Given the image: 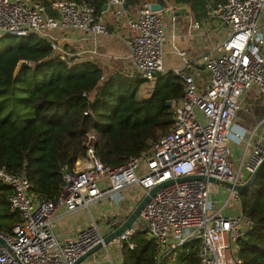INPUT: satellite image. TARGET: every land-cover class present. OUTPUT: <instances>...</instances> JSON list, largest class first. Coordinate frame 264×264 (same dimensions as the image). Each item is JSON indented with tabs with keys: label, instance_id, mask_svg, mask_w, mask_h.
I'll return each mask as SVG.
<instances>
[{
	"label": "built area",
	"instance_id": "1",
	"mask_svg": "<svg viewBox=\"0 0 264 264\" xmlns=\"http://www.w3.org/2000/svg\"><path fill=\"white\" fill-rule=\"evenodd\" d=\"M151 3L145 1L135 14H129L124 7L126 0H106L116 19L124 20L135 31L125 42L135 66L134 75L145 80L142 98L150 97L155 81L169 72L164 61L167 35L163 14L187 6L168 1L163 10L155 11ZM51 10L55 14L48 11L44 0H0V37L38 36L51 44L54 55L71 66L79 58L60 44L58 30L110 34L105 20L86 0H52ZM263 13L264 0H224L209 12L229 31L219 55L209 52L202 56L209 72L207 82L203 87L198 84L187 71L192 63L186 52L178 50L185 65L172 71L183 82L182 96L173 100L175 125L123 165L113 167L102 162L96 154L98 135L91 131L85 155L71 169L62 168L63 185L55 199L39 198L27 176L0 168V182L12 188L10 208L21 214V221L11 232H0V264H75L122 220L102 227L93 219L75 236L62 238L55 230L57 209L64 207L69 215L90 210L93 204L122 201L126 189L137 187L147 195L168 181L145 204L136 226L114 240L119 247L135 249L138 244L134 235L146 231L160 249V260L168 258V264H184L180 258L195 248L197 240L198 264H243L237 254L238 241L252 222L242 211L221 214L213 193L222 182L246 183L264 160V141L251 138L243 166L235 167L230 159V140L241 142L246 138L245 133L233 129L244 94L252 87L264 94ZM209 177L219 183L209 181ZM229 191L227 201H240L237 190ZM111 263L116 264L113 259Z\"/></svg>",
	"mask_w": 264,
	"mask_h": 264
},
{
	"label": "trees",
	"instance_id": "2",
	"mask_svg": "<svg viewBox=\"0 0 264 264\" xmlns=\"http://www.w3.org/2000/svg\"><path fill=\"white\" fill-rule=\"evenodd\" d=\"M51 1L44 3L55 14ZM86 1L101 16L106 0ZM145 1L187 5L201 22L224 0H126L127 10L133 12ZM23 59L29 64L15 75ZM144 83L122 72L106 75L93 60H75L69 66L38 36L0 37V168L27 176L39 198L55 199L63 185L62 168L71 169L85 155L91 131L98 135L96 154L102 162L123 165L175 125L174 108L167 102L182 96L181 78L169 71L155 81L150 97L140 98ZM11 192L0 182V232H11L21 221V214L10 208ZM240 203L252 225L239 239L237 254L243 264H264V167L240 193ZM133 240L138 246L123 247L122 264H168V258L160 260V249L148 232L136 233ZM193 247L179 262L198 264L199 240Z\"/></svg>",
	"mask_w": 264,
	"mask_h": 264
},
{
	"label": "crops",
	"instance_id": "3",
	"mask_svg": "<svg viewBox=\"0 0 264 264\" xmlns=\"http://www.w3.org/2000/svg\"><path fill=\"white\" fill-rule=\"evenodd\" d=\"M138 8L133 12L128 11L129 14H135ZM183 9H185L184 13L178 12ZM113 11L112 7H108L100 16L110 29L109 35L94 36L75 29L58 30L57 35L60 44L66 47L69 52L71 51L72 55L79 58L75 59L76 61L93 60L102 66L106 75L122 72L132 76L135 66L129 57L125 39L134 34L135 31L124 20H117ZM163 18L167 35L164 59L166 70L173 71L175 68L184 67V59L178 52V50H183L192 63L187 71L192 73L198 84L203 87L208 80L209 72L202 62V56L209 52L216 55L221 53L220 45L228 33L229 27L210 16L208 19L198 22L188 6L166 12L163 14ZM260 26L264 35V13L261 17ZM262 52L264 55V46ZM202 77H205V82H203ZM143 85L138 95H143ZM243 109L244 111L240 113ZM233 129L246 134V138L241 142L233 138L230 140L232 151L230 159L235 167L240 168L248 159L247 141L250 138L254 141H264V94L258 87H252L244 94L242 108L234 120ZM254 129L256 132L252 134ZM221 188H223V192H221ZM229 192L227 186L216 185L213 193L214 203L215 205L218 203L219 207L217 208L223 215L239 214L242 211L241 203L235 198L227 201ZM144 195L143 190L133 187L123 191L124 198L120 202L105 201L104 203L93 204L90 210L85 209L70 215L65 213L64 207H61L55 213V230L60 237L67 238L75 236L81 227L88 225L93 219L102 227L115 223L116 217H120L121 222H123ZM220 196H223L222 204L219 203ZM82 264H86L85 261Z\"/></svg>",
	"mask_w": 264,
	"mask_h": 264
},
{
	"label": "water",
	"instance_id": "4",
	"mask_svg": "<svg viewBox=\"0 0 264 264\" xmlns=\"http://www.w3.org/2000/svg\"><path fill=\"white\" fill-rule=\"evenodd\" d=\"M125 8H127V5H124ZM108 8V4H105L104 9ZM151 9L155 10V11H161L164 9V6L161 5L160 3L157 2H152L151 3ZM179 13H184L185 9L178 11ZM29 62L27 60H20L16 70H15V75H18L20 73V71L22 70V68L26 65H28ZM168 106H173V101L169 100L167 102ZM264 167V160L262 161V163L258 166V168L254 171V173L252 174V176L250 177V179L244 183V184H232V183H228V182H222L221 184L229 187V188H233L235 190H237L239 193H241L243 190L247 189L248 187L252 186L259 174V172L262 170V168ZM204 178V177H201ZM209 181L215 182V183H219L217 181V179L213 178V177H209L208 178ZM170 182H165L162 183L159 186L154 187L152 190L149 191V193L147 195H145L141 201L139 202V204L133 209V211L126 217V219L119 225L117 226L113 231H111L109 234H107L104 237L103 242L98 243L97 245H95L94 247H92L91 249H89L85 254H83L77 261L75 264H81L88 256L94 254L97 250H99L102 247L107 246L108 244L112 243L114 240H116L117 238L121 237L128 229L130 228H134L136 226V221L143 209V207L145 206V204L151 199V197H153L154 195H156V193L165 185L169 184ZM116 222L121 221L120 217H116Z\"/></svg>",
	"mask_w": 264,
	"mask_h": 264
},
{
	"label": "rangeland",
	"instance_id": "5",
	"mask_svg": "<svg viewBox=\"0 0 264 264\" xmlns=\"http://www.w3.org/2000/svg\"><path fill=\"white\" fill-rule=\"evenodd\" d=\"M64 48L68 50L66 47ZM202 80H204L203 82H205V77H202ZM139 97L142 98L143 95L140 94ZM243 111L244 109L240 113H242ZM220 190L221 192H223V188H221ZM219 203H223V196H220ZM216 207H219L218 203H216ZM122 249L123 248L119 247V244L117 242L113 241L112 243L108 244L107 249L105 247L100 248L94 254L88 256L84 261L86 264H112L111 259H113L116 264H121Z\"/></svg>",
	"mask_w": 264,
	"mask_h": 264
}]
</instances>
